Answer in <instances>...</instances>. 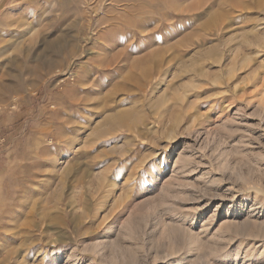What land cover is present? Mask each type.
<instances>
[{
  "label": "rangeland",
  "instance_id": "1",
  "mask_svg": "<svg viewBox=\"0 0 264 264\" xmlns=\"http://www.w3.org/2000/svg\"><path fill=\"white\" fill-rule=\"evenodd\" d=\"M0 264H264V0H0Z\"/></svg>",
  "mask_w": 264,
  "mask_h": 264
},
{
  "label": "bare ground",
  "instance_id": "2",
  "mask_svg": "<svg viewBox=\"0 0 264 264\" xmlns=\"http://www.w3.org/2000/svg\"><path fill=\"white\" fill-rule=\"evenodd\" d=\"M119 119H120V117H119Z\"/></svg>",
  "mask_w": 264,
  "mask_h": 264
}]
</instances>
